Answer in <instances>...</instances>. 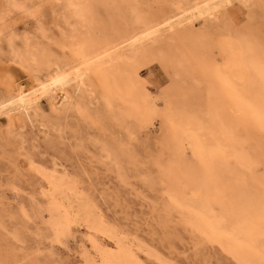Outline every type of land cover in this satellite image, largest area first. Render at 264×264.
Returning a JSON list of instances; mask_svg holds the SVG:
<instances>
[{
    "label": "rangeland",
    "instance_id": "rangeland-1",
    "mask_svg": "<svg viewBox=\"0 0 264 264\" xmlns=\"http://www.w3.org/2000/svg\"><path fill=\"white\" fill-rule=\"evenodd\" d=\"M92 1L102 36L111 34L112 23L141 31L136 17L150 22L176 8L173 0ZM254 1L230 0L218 19L195 18L162 33L156 45L137 47L131 63L149 93L143 105L151 110L133 108L131 97L119 93L108 107L105 79L92 72L87 83L93 91L69 87L81 111L53 110L43 97L28 116H0V264H103L84 224L55 243L47 224L66 223V203L45 208L52 187L42 170L75 180L108 225L143 246L139 257L145 264H264V181L255 188L230 182L219 162L225 151L234 153L241 145L257 159L243 176L264 178V135L254 131V117L234 109L225 80L216 75L227 65L226 38L257 48L264 59V0ZM186 2V8L194 3ZM68 15L62 0H0V103L18 84L31 88L38 77L74 59L79 40H70L75 22ZM203 132L211 136L207 143ZM172 171L187 172L188 182L171 185ZM202 197L208 211L192 203ZM239 200L253 223L247 240H235L212 218L230 212ZM99 236V243L115 249L108 237ZM88 251L92 263L85 258Z\"/></svg>",
    "mask_w": 264,
    "mask_h": 264
},
{
    "label": "bare ground",
    "instance_id": "bare-ground-1",
    "mask_svg": "<svg viewBox=\"0 0 264 264\" xmlns=\"http://www.w3.org/2000/svg\"><path fill=\"white\" fill-rule=\"evenodd\" d=\"M62 1H64L65 8L69 11V15L66 18L69 21L74 20L75 22V27L71 33L70 40H79L74 59L70 63L65 64L63 68L49 72L44 78L40 79L38 77L35 86L31 88H28L21 83L18 84L14 92L0 103V116L6 115L9 120L11 116L16 114L28 116L32 111L39 108L40 100L43 99V97H48L51 109L53 110L62 113H67L74 109L81 111V108L79 107L80 104L78 103L79 105H77L76 101L72 100L73 97L69 92V87L74 85L73 88L81 93H84L87 90L93 91L94 88L91 87L92 85L87 83V80L89 81V75L92 72L98 74L102 79H105L103 98L108 107L112 105V94L119 93L131 97L133 108L137 109L146 106L148 110H151L148 105H143L144 100L149 96V93L142 85L137 69L131 63L132 61H135L137 47L148 45L153 46V44L156 45V42L162 33H173L176 30L185 27L187 24L193 23L195 18H197V20H199L198 17L203 20L218 19L219 15L223 13V9L230 4V0H193L194 3H192V6L190 3L189 6L191 7L186 8L184 4L187 0H173L172 4L174 5V8H176L168 16H163L150 22L144 20L143 17H136V19H141L139 23L143 25L141 31L128 32L118 24L114 25V23H112L113 25L111 26H113V30L111 34L102 36L100 31H102L103 25L98 19L92 0ZM238 1L243 4L255 2L254 0ZM13 5L15 6V4ZM185 5H187V2ZM163 42L165 41L163 40ZM224 44L226 45L225 53L227 65L224 70L217 69L216 75L225 80L223 87L230 97L234 109L246 115V118L254 117V131L258 130L260 134L264 135V59L261 57L257 48H254L253 50L248 44L243 45L242 43L234 42L231 37L226 38ZM35 58L37 61L43 60L40 56H36ZM152 99L155 98L153 97ZM200 138H203L202 140L207 143V141H210L211 136L207 132H203L200 135ZM256 160L255 156L244 152L241 145L236 148L234 153L227 150L221 155V158H219L220 164L224 166L226 171V179L228 181L241 182V184H245L246 187L249 186L252 188H255L257 183L263 182L264 178L250 177L251 179H249L244 177L242 172H244L243 170H252L256 165ZM41 174L45 178L47 185L52 187V191H50L51 193L49 192V194L47 192L49 196L45 208L51 205L64 207V204L66 203V223L59 226L52 225L51 223L50 225L47 224L49 230L53 233L55 243H63V241L71 235L74 226L84 224L93 232L89 235V238H87L91 241L94 249L97 250V254L101 257L103 264H145L139 257V252L143 250V246L129 241L126 237L121 236L116 229L108 225L99 209L93 203L94 200L92 201L82 195L75 180L67 175L60 174L55 170L51 172L42 170ZM167 178L170 179L171 185L177 187V185H179L177 182L178 180L185 179L184 183H186L188 173L183 172L179 175L178 172L172 171L171 175ZM230 182H227V184L230 185ZM179 187L181 186L179 185ZM171 189L173 188L171 187ZM205 189L207 188L205 187ZM180 192L181 191L178 193ZM179 197L186 199V195L183 191L179 194ZM214 202L216 203V201ZM189 203L187 202V204ZM192 203L197 206L198 209L208 211V204L204 197L194 200ZM226 204L228 205V203ZM39 208L42 207L40 206ZM244 209L245 205L239 200V202L231 208L230 212L224 213L218 218L212 216L214 219V225L225 233L231 234L235 240H247V230L253 226V223L248 221L249 219L247 218ZM23 212L25 216H28L26 211ZM39 213L41 212L39 211ZM213 214L214 213H212V215ZM183 216L185 215L183 214ZM187 216L190 217V215ZM196 219L198 220V218ZM75 233L76 232L73 234L75 235ZM98 234H100V236L108 237L112 241L111 243L115 246V249H111L108 246H103L99 243L97 239ZM222 244L228 249L229 245L225 243ZM234 244L236 245V243ZM86 257L89 259L88 263L93 262L94 257L91 256L89 251L85 255V258Z\"/></svg>",
    "mask_w": 264,
    "mask_h": 264
}]
</instances>
